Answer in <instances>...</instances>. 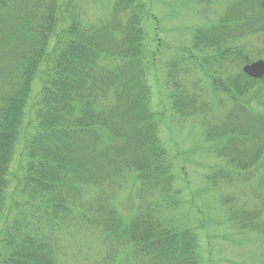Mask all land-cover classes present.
<instances>
[{
    "label": "trees",
    "instance_id": "1",
    "mask_svg": "<svg viewBox=\"0 0 264 264\" xmlns=\"http://www.w3.org/2000/svg\"><path fill=\"white\" fill-rule=\"evenodd\" d=\"M89 5L0 0V219L7 215L0 264H76L73 240L87 235L103 245L104 259L82 256V264H114L119 257L128 264H200L198 236L182 227L174 160L151 108L148 74L157 53L144 48L149 7L115 0L96 23ZM263 29L262 0H235L166 63L173 112L199 116L205 141L230 169L207 178L215 184L264 183L253 174L264 162V116L248 110L250 116L238 103L264 84L242 72L250 51L239 41ZM102 58L117 63L102 66ZM37 76L20 201L6 210L9 166ZM249 189L245 200L224 196L221 204L235 226L264 232L258 222L264 195ZM122 196L131 212L127 223L117 209Z\"/></svg>",
    "mask_w": 264,
    "mask_h": 264
},
{
    "label": "rangeland",
    "instance_id": "2",
    "mask_svg": "<svg viewBox=\"0 0 264 264\" xmlns=\"http://www.w3.org/2000/svg\"><path fill=\"white\" fill-rule=\"evenodd\" d=\"M90 2L87 15L91 22L105 20L115 0H87ZM151 11L152 19L143 24L146 35L144 48L148 53H157V61L148 74L151 87V107L160 117V140L174 160L176 187L181 190L183 225L195 229L199 242L200 264H264V232L252 231L235 226L229 219L228 206L221 204L224 196L245 200L250 195L249 185L258 188L264 195V183L259 179L245 185H230L225 180L215 181L207 178L218 170L230 171L224 160L214 154V145L205 141L200 117L179 118L172 110L170 103L171 88L166 77V63L182 48L192 44L195 30L209 27L216 23L217 17L228 9L235 0H142ZM239 43L250 53L249 60H264V31H259ZM110 58H102V66L116 65ZM40 88L38 76L32 84V92L28 101L23 127L16 144L14 155L8 171V188L6 190V210H13L15 201H20L19 189L23 178L25 135L34 131L33 96ZM223 103L229 104L226 97L220 96ZM264 84L259 83L249 91L245 98L238 99L246 114L264 116ZM256 114V115H255ZM261 136L263 134L261 133ZM264 158V153L262 155ZM254 177L264 180V162L253 172ZM256 174V175H255ZM254 184V185H253ZM262 196V195H261ZM253 200V199H251ZM259 207L261 202L254 199ZM123 196L118 200L117 209L122 221L127 223L131 212L124 203ZM7 215L0 219V234ZM258 222L264 224V209ZM74 251L71 259L82 264L78 259L82 256L92 262L100 263L104 259L103 245L92 236H75ZM80 251V255L77 252ZM85 258V259H86ZM119 259V260H118ZM128 259L117 258L114 264H128Z\"/></svg>",
    "mask_w": 264,
    "mask_h": 264
},
{
    "label": "water",
    "instance_id": "3",
    "mask_svg": "<svg viewBox=\"0 0 264 264\" xmlns=\"http://www.w3.org/2000/svg\"><path fill=\"white\" fill-rule=\"evenodd\" d=\"M243 72L252 78L264 76V61L257 60L243 66Z\"/></svg>",
    "mask_w": 264,
    "mask_h": 264
}]
</instances>
